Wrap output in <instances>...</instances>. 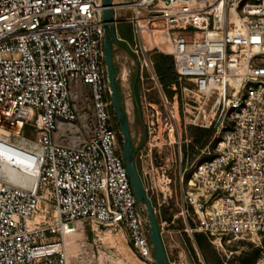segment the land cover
I'll return each instance as SVG.
<instances>
[{"label":"built area","instance_id":"built-area-1","mask_svg":"<svg viewBox=\"0 0 264 264\" xmlns=\"http://www.w3.org/2000/svg\"><path fill=\"white\" fill-rule=\"evenodd\" d=\"M125 7L132 15L116 25L134 31L143 117L131 137L164 245L181 225L223 250L225 238H248L264 264V0ZM104 10L103 0H0V264H70L66 238L86 225L126 229L154 261L107 81ZM152 52L173 57L172 96ZM191 125L214 129L204 148Z\"/></svg>","mask_w":264,"mask_h":264},{"label":"rangeland","instance_id":"rangeland-1","mask_svg":"<svg viewBox=\"0 0 264 264\" xmlns=\"http://www.w3.org/2000/svg\"><path fill=\"white\" fill-rule=\"evenodd\" d=\"M132 1L114 0L117 4H126ZM117 13L123 16L132 15V11L127 7L116 10ZM117 37L125 40H116L114 46L118 88L124 107L129 112L130 129L138 136L140 132H143V117L138 105L139 100L134 96V91L137 96L139 95L140 86L135 84L138 74L137 60L128 44L135 43L131 24L119 23L117 25ZM158 54L160 53L152 52V59L154 60ZM125 72L128 73L129 81L123 79ZM151 85V81H149V87ZM184 85L191 87L192 83L186 82ZM165 92L167 95L170 94L167 89ZM197 128L193 125L189 127V138H193ZM212 130L214 133V129ZM202 143L205 144V139ZM206 144L199 146L204 148ZM191 146L193 145L189 147L190 162L192 159H196L200 153L195 148L194 151H191ZM206 156L207 154H204L201 158ZM174 170L173 166L171 170L173 178L175 177ZM176 186L177 183L173 180V188L175 189ZM173 205H175V199L171 203V206ZM174 211H176L175 207ZM168 217H172L171 211L168 212ZM182 227L181 225L169 226L165 231L167 244V248L166 245L165 248L171 264H203V262L205 264H254L259 257L260 247L255 246L253 241L248 238L231 240L230 242L225 238L223 243L225 250H223L204 235L197 234L194 239H191L186 232L179 230ZM66 241L68 242L70 264H154L153 261L145 260L136 253L130 242L128 232L124 228L101 227L98 230H92L91 226L86 225L84 229L79 228L76 233L68 235Z\"/></svg>","mask_w":264,"mask_h":264},{"label":"water","instance_id":"water-1","mask_svg":"<svg viewBox=\"0 0 264 264\" xmlns=\"http://www.w3.org/2000/svg\"><path fill=\"white\" fill-rule=\"evenodd\" d=\"M105 20V64L107 69V81L110 89L111 101L117 118L121 138L125 164L129 172L134 193L139 205L144 204L149 217V239L154 250V264H170L164 242L161 237L158 222L154 213L152 202L147 195L137 167L136 155L133 147L128 115L122 102L121 94L116 79L114 63V44L117 36L116 8L113 0H103Z\"/></svg>","mask_w":264,"mask_h":264},{"label":"trees","instance_id":"trees-1","mask_svg":"<svg viewBox=\"0 0 264 264\" xmlns=\"http://www.w3.org/2000/svg\"><path fill=\"white\" fill-rule=\"evenodd\" d=\"M155 70L160 77L162 84L165 89H167L170 95L173 94V91L169 90V86L176 81V73L174 69V60L172 56L158 54L155 59ZM213 135L212 129H201L197 128V132L193 136V141L195 144L205 145ZM121 139V137H120ZM205 139V144L202 143ZM191 151H194V146H191Z\"/></svg>","mask_w":264,"mask_h":264},{"label":"bare ground","instance_id":"bare-ground-1","mask_svg":"<svg viewBox=\"0 0 264 264\" xmlns=\"http://www.w3.org/2000/svg\"><path fill=\"white\" fill-rule=\"evenodd\" d=\"M79 226H81V225H79ZM74 236V235H73Z\"/></svg>","mask_w":264,"mask_h":264},{"label":"crops","instance_id":"crops-1","mask_svg":"<svg viewBox=\"0 0 264 264\" xmlns=\"http://www.w3.org/2000/svg\"><path fill=\"white\" fill-rule=\"evenodd\" d=\"M119 13H117V15H118Z\"/></svg>","mask_w":264,"mask_h":264}]
</instances>
